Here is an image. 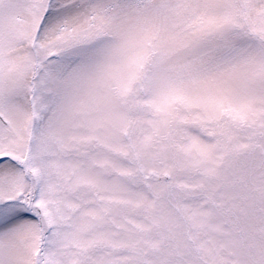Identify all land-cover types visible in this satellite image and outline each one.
Segmentation results:
<instances>
[{
	"label": "snow or ice",
	"instance_id": "6c2138e0",
	"mask_svg": "<svg viewBox=\"0 0 264 264\" xmlns=\"http://www.w3.org/2000/svg\"><path fill=\"white\" fill-rule=\"evenodd\" d=\"M0 264H264V0H0Z\"/></svg>",
	"mask_w": 264,
	"mask_h": 264
}]
</instances>
